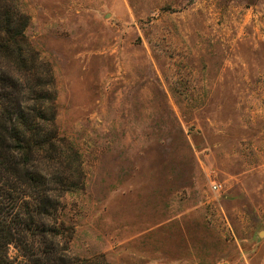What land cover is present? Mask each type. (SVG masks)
Wrapping results in <instances>:
<instances>
[{
	"label": "rangeland",
	"instance_id": "1",
	"mask_svg": "<svg viewBox=\"0 0 264 264\" xmlns=\"http://www.w3.org/2000/svg\"><path fill=\"white\" fill-rule=\"evenodd\" d=\"M1 4L31 53L0 55V129L23 111L46 190L0 173V218L55 219L69 264H264V0Z\"/></svg>",
	"mask_w": 264,
	"mask_h": 264
},
{
	"label": "trees",
	"instance_id": "2",
	"mask_svg": "<svg viewBox=\"0 0 264 264\" xmlns=\"http://www.w3.org/2000/svg\"><path fill=\"white\" fill-rule=\"evenodd\" d=\"M2 1L0 0V55L9 57L13 62H17V65H24L27 60L26 55L31 53L23 32L25 17L22 13H18L17 15L16 12L14 13L6 9L1 4ZM23 45H26V49L23 48ZM2 74L3 72L0 70V80L2 79ZM10 79L13 80V78ZM3 84L4 82L1 80L0 85ZM33 94L35 98H44L47 94L49 95V92L42 90L38 94ZM15 119L24 127L21 132L17 131L16 124H12L13 126L8 130L3 127L0 129V173L5 178L12 175L17 181L25 183L28 187L46 190L45 177L31 169L28 164L29 158L27 153L29 151L24 147L28 125L26 121L24 122L23 111L19 112ZM51 125L53 126V123ZM43 200V203L39 206L40 213L49 215V213L54 212L55 210L52 211L54 207H51V205L50 210L52 209V212L49 211V199L46 195ZM25 209L26 216L24 215V217L26 218V222H24L23 231H19L17 228L21 223L18 220V225H16L10 220L0 218V235L5 234L4 237L0 236V264H9L6 260L5 249L3 248V245L8 242L21 247L32 263L45 264L47 262L51 264L53 261L54 264H69L65 249L59 247L55 241L56 237H58V227L55 219L53 224H44V226L36 230L31 210L27 206ZM38 215L40 217L39 212L36 216ZM35 243H37V246H35ZM35 252L38 254L36 258L33 257Z\"/></svg>",
	"mask_w": 264,
	"mask_h": 264
},
{
	"label": "built area",
	"instance_id": "3",
	"mask_svg": "<svg viewBox=\"0 0 264 264\" xmlns=\"http://www.w3.org/2000/svg\"><path fill=\"white\" fill-rule=\"evenodd\" d=\"M219 187V185H213V188L214 189H216V188H218Z\"/></svg>",
	"mask_w": 264,
	"mask_h": 264
}]
</instances>
